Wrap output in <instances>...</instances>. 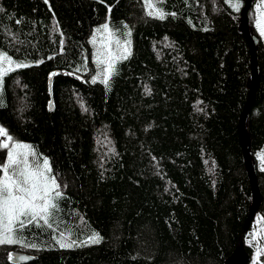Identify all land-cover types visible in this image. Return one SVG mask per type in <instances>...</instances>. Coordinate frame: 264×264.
Masks as SVG:
<instances>
[{"label":"trees","instance_id":"obj_1","mask_svg":"<svg viewBox=\"0 0 264 264\" xmlns=\"http://www.w3.org/2000/svg\"><path fill=\"white\" fill-rule=\"evenodd\" d=\"M243 5L0 0V53L31 65L3 76L0 124L46 154L63 187L56 225L29 226L25 242L0 244V264H226L253 197L238 129L251 85ZM103 23L131 31L130 54L112 63L107 85L90 41ZM256 59L245 130L261 193L255 216L264 218L260 36ZM5 155L0 149V165ZM252 222L243 236L250 257ZM61 231L72 247L57 243ZM13 250L35 258L13 263Z\"/></svg>","mask_w":264,"mask_h":264},{"label":"snow or ice","instance_id":"obj_2","mask_svg":"<svg viewBox=\"0 0 264 264\" xmlns=\"http://www.w3.org/2000/svg\"><path fill=\"white\" fill-rule=\"evenodd\" d=\"M261 3L264 4V0H261ZM236 9L239 10L238 4ZM260 15L264 18V12ZM159 16L162 19L163 13L159 12ZM256 26L260 34L264 36V21L258 18ZM103 28L107 30L108 25H103ZM124 51L127 53V48ZM30 66L27 63H17L6 54L0 53V83L7 72ZM107 71L108 75L102 80L106 85L115 72L111 63ZM0 137L4 138L0 139V147L7 150L5 162L0 165V244H4L16 242L9 233L22 231L29 226L53 228L59 211L58 201L62 194L58 190L56 177L51 175L52 169L46 158L43 159L42 164L39 159H30L34 157V153L22 151L30 149V146L15 142L2 127H0ZM260 158L264 160V155ZM60 236L61 239H58L57 243L61 247H72L75 243L74 241L65 243L64 234L61 233ZM90 240L92 243L99 242L96 235ZM22 259L26 258L22 257Z\"/></svg>","mask_w":264,"mask_h":264},{"label":"rangeland","instance_id":"obj_3","mask_svg":"<svg viewBox=\"0 0 264 264\" xmlns=\"http://www.w3.org/2000/svg\"><path fill=\"white\" fill-rule=\"evenodd\" d=\"M229 1H232V0H229ZM261 12H264V4L261 3V0H255L253 4V24L259 36L264 40V36L260 34V31H258L257 26H256V20L258 18L264 21V18H262L260 15ZM103 25H105V23L95 28L94 33L90 38V41L94 47V59L96 61V64L98 66L105 65L106 68L103 70V72L104 74H107L109 63L112 64L113 62L117 61L118 59L127 55L130 52L131 31L129 32L130 33V37H129L128 34L125 35V34H118V33L113 32L109 26H108V29L105 30L103 28ZM125 48H127L128 50L127 53H125L124 51ZM103 72L101 74H103ZM0 127L5 129L6 132L14 138L15 142L30 146V149L22 150L25 152L31 151L34 153V157H30V159H33V158L39 159L42 164L43 159L46 158L49 161V164L51 166L49 157L46 154L40 152L32 143L26 140H22V139L14 137L12 134H10V132L7 131L6 127L2 124H0ZM0 139H4V138L0 137ZM0 149H2V147H0ZM262 155H264V151L260 153V157ZM5 158H6V155L3 161L1 162V165L5 162ZM260 166L264 168V160H262L261 158H260ZM51 169H52V166H51ZM51 175H54L56 177L57 184L59 185L58 190L61 192V194H63L62 184L59 178L53 172V170H52ZM53 195H55V192H53ZM55 225H56V217L53 223V227ZM20 233L21 231H17L15 233H9V235L12 236L13 240L16 241L14 243H23L22 241L25 242V239L23 238V236L20 235ZM61 233L64 234L63 236L64 242L71 243L69 240L71 236L69 235L68 231H61L60 234ZM60 234H58V237H57L58 239H61ZM94 235L100 238V235L98 232H96ZM245 241L247 244L251 245L254 249L251 255L249 264H253L255 261L262 262V260H264V218L260 214L255 216L252 222V227L249 230L245 238Z\"/></svg>","mask_w":264,"mask_h":264},{"label":"water","instance_id":"obj_4","mask_svg":"<svg viewBox=\"0 0 264 264\" xmlns=\"http://www.w3.org/2000/svg\"><path fill=\"white\" fill-rule=\"evenodd\" d=\"M253 0H244V5L241 8V29L242 32L250 46L251 50V85L249 89V94L247 97V100L245 102V105L243 107L242 113L239 118L238 123V129L240 134V141L243 147L245 161L248 169V173L250 176V181L252 185V204L250 207L249 214L246 218L243 232L241 233L239 237L238 244L234 251L230 254V256L226 260V264H248L250 260V255L248 251L246 250L244 244H243V236L244 233L248 230L253 218L255 217V214L257 213V210L259 208L260 202H261V193L258 185L257 180V174L256 169L254 167L251 153L247 144L246 140V120L250 111V108L255 100L256 92L259 85V69L256 59V51H257V44L259 41V35L257 33H252L250 28V18H249V11L252 6ZM51 108L54 107L51 105ZM26 258V259H22ZM35 256L33 254H30L26 251L22 250H13L11 255V261L13 263H24L28 262L32 259H34Z\"/></svg>","mask_w":264,"mask_h":264},{"label":"bare ground","instance_id":"obj_5","mask_svg":"<svg viewBox=\"0 0 264 264\" xmlns=\"http://www.w3.org/2000/svg\"><path fill=\"white\" fill-rule=\"evenodd\" d=\"M22 251H24V250H22ZM11 255H12V253H11ZM250 259H251V257H250ZM249 262H250V260H249ZM249 264V263H248Z\"/></svg>","mask_w":264,"mask_h":264}]
</instances>
